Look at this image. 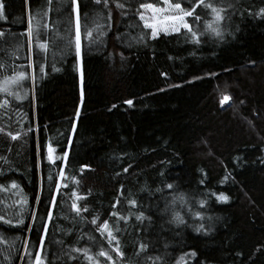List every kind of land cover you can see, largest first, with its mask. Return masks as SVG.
<instances>
[{"label": "trees", "instance_id": "1", "mask_svg": "<svg viewBox=\"0 0 264 264\" xmlns=\"http://www.w3.org/2000/svg\"><path fill=\"white\" fill-rule=\"evenodd\" d=\"M204 2L225 9L223 39L205 31L211 10L197 6L201 19L187 18L203 33L197 44L183 28L151 37L140 4L164 0H77V55L70 0H2L0 79H36L13 86L22 99L0 92V216L13 222H0V264H30L41 240L46 264H93L74 251L84 248L98 264H264V0ZM105 220L111 244L97 231Z\"/></svg>", "mask_w": 264, "mask_h": 264}, {"label": "snow or ice", "instance_id": "2", "mask_svg": "<svg viewBox=\"0 0 264 264\" xmlns=\"http://www.w3.org/2000/svg\"><path fill=\"white\" fill-rule=\"evenodd\" d=\"M51 2V0H49V3ZM103 2L104 6H107L108 0H94L95 4H101ZM164 3L167 5V9L173 11L175 14L174 15H167L165 16V20L167 21H171L173 22V26H172V31L174 32H180L181 29H186L188 33L191 34V38L193 40V42L199 44L200 42V36L203 35V33H197V31L193 30L192 25H190L187 22V18L188 17H192L193 21H199L201 19V17L199 15H195V9L197 6L202 7L203 9H210L211 10V15L213 17V19L211 21H205V31H210L211 33H213L216 37H219L221 40L223 39V33L220 30V26H219V22L221 20H223L225 17L222 15V13H224L225 9L224 8H218V7H214L212 4L209 3H205L204 0H188V8H184L182 7L181 3L177 2V3H170L169 0H164ZM116 7L118 8H123V4H116ZM140 8L142 9H150L153 13H160V12H164L165 9L163 8H156L153 4L150 3H144V4H140ZM69 11H70V18L74 20L75 22V26H76V33H75V46H76V51H77V55L80 54V50H81V43H80V30H79V17H80V12H79V4L77 3V0H70V5H69ZM261 14H264V9H261ZM46 15V13L44 14ZM140 19L142 21L145 22V27L151 28V37L152 38H156L159 34V32L162 30L161 28L158 27V24L160 23V21H158L156 19L155 16L149 17L146 19V17L144 16L143 13H139ZM87 18V17H86ZM110 18V17H109ZM151 19L153 22L149 23L148 20ZM36 25L37 27L34 29L33 28V22L32 20H29L28 22V29H27V35L29 36V38L32 37L33 32L35 31L36 33V37L37 39L39 38V21H36ZM97 27H100L99 25H97ZM165 32L167 31L166 29H163ZM87 35H91L90 31H86ZM103 34V33H101ZM3 34L0 33V36H2ZM71 42L69 41V44ZM39 48H45L46 46L44 44H38ZM29 67H31V64L29 65ZM5 69V65L4 64H0V70H4ZM53 72L59 71V69H57L55 66L52 67L51 69ZM39 72L44 74L45 73V69L43 65H39ZM25 79H31L33 82L35 81L36 77L34 73H25L23 71H19V72H13V74L11 76H3L2 79H0V92L6 93L8 95H12L15 96L16 99H22L24 97H22L18 92L13 91V86L14 85H19V83L22 80ZM230 100V97L228 96H224L221 103L227 102ZM2 104H7V101H3L0 102ZM125 103L131 105L132 101L131 100H127L125 101ZM78 114V113H77ZM30 131V129H29ZM19 135V134H17ZM13 139H16V136L12 137ZM47 151L48 153H51L53 151V149L51 148V146H47ZM67 157H68V152L67 151H63L62 150V156L58 157V159L67 162ZM48 159H51V156L49 155L47 157ZM264 162V161H262ZM86 167V166H85ZM124 171H127V169H124ZM0 175H2V173H0ZM61 176H63V171H61L60 173ZM49 179H51V176H49ZM201 183H203V181H201ZM168 188H173L172 184H168L166 185ZM12 188H17L18 189V185L15 184V182H13V184L11 185ZM59 185H56V190L59 191ZM0 188H2V186H0ZM157 191H160V189H157ZM213 195H215V193H213ZM78 199H83V197H78ZM217 199L222 200L224 202H227V200L229 199L227 196L221 194L220 196L217 197ZM179 200L181 203L184 202V197L182 195L180 196H174L173 200L171 201L172 204H175L176 201ZM50 203H53V206H55L54 202L52 201L51 197H50ZM24 203H26V201L21 202V210L23 209V205ZM116 203H120V200L118 199ZM127 203L135 205V201L134 200H129L127 201ZM199 203L204 204V201H199ZM72 209L75 210L77 212V214L80 212V208L77 207V205L75 203H73L71 205ZM115 207V205L113 206ZM86 210V209H85ZM167 210V206L166 209ZM17 219L15 221L16 225L22 224L23 223V219L20 218L21 213L17 212ZM111 216H116L117 213L116 212H112L110 213ZM194 215L199 216L201 219H203V215L200 212H196L194 213ZM32 214L30 213L29 218H31ZM136 220L137 221H142L143 219H145L146 217H144L143 213H140L139 215H136ZM40 219L43 220H48L49 222L52 219V213L48 212L46 213L43 217H40ZM119 219H123L126 220L127 217L126 216H120ZM211 219V217H209V220ZM0 222H3L5 224H12L13 222L11 220H5L2 216H0ZM171 222L176 223V224H184L185 221L183 219V217L180 215L179 212H175L173 211V215H172V220ZM91 223L95 224L96 223V219L94 218ZM41 230L43 231L45 237L47 236V225L46 224H41ZM118 230V229H117ZM193 230L195 232H201V231H211V229H205L204 224H199L197 226H194ZM97 231L101 232V235H104L105 233L107 234L108 237V243L111 244L113 240H115V236H113V232L110 229L109 225H108V221L105 220L102 224L99 225ZM91 239V238H90ZM43 240L39 241V250L35 253V257L34 260L30 261V264H46V262L42 259L41 253L43 251ZM147 247L146 244H141L140 248L143 250ZM74 251L76 252H83L84 256L87 260H89L90 262H93V264H98V262L94 259L93 256L89 255V249L84 248V249H74ZM114 251L118 254V255H123V253L120 251L119 247H116L114 249ZM190 255L195 256L196 253L195 252H191ZM29 256L31 257V254H29ZM96 257H105L107 261L111 262L112 261V257L103 249H101L99 252L96 253ZM69 259H75V257L69 256Z\"/></svg>", "mask_w": 264, "mask_h": 264}, {"label": "rangeland", "instance_id": "3", "mask_svg": "<svg viewBox=\"0 0 264 264\" xmlns=\"http://www.w3.org/2000/svg\"><path fill=\"white\" fill-rule=\"evenodd\" d=\"M157 8H163L165 9L164 12H160V13H153L150 9H147V14H146V19L149 18V17H152V16H155L156 19L158 21H160V23L158 24V27L161 28L162 30L160 32H165L163 29H166V33L168 32H174L172 31V26H173V22L171 21H167L165 20V16L167 15H174L175 13L169 9H167V6H160V7H157ZM5 18H4V6L2 5V0H0V22L4 21ZM149 23H152L153 21L151 19L148 20ZM229 101L227 102H224L225 103H228Z\"/></svg>", "mask_w": 264, "mask_h": 264}]
</instances>
